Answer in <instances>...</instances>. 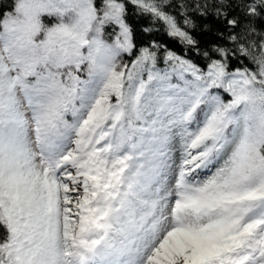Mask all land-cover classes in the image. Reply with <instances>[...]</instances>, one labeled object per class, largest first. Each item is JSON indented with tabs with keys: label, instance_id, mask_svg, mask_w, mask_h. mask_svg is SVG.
<instances>
[{
	"label": "snow or ice",
	"instance_id": "obj_1",
	"mask_svg": "<svg viewBox=\"0 0 264 264\" xmlns=\"http://www.w3.org/2000/svg\"><path fill=\"white\" fill-rule=\"evenodd\" d=\"M0 264H264V0H0Z\"/></svg>",
	"mask_w": 264,
	"mask_h": 264
},
{
	"label": "trees",
	"instance_id": "obj_2",
	"mask_svg": "<svg viewBox=\"0 0 264 264\" xmlns=\"http://www.w3.org/2000/svg\"><path fill=\"white\" fill-rule=\"evenodd\" d=\"M184 2L194 4L196 0H184ZM201 2H203V0H201ZM3 3L5 5H9L12 3V0H3ZM171 3L173 5H179L181 0H171ZM171 11L177 16L178 19L182 20V17H180V12L183 11V9L179 7H173ZM132 13L133 9L131 6H129V15L127 20L133 26L134 39L138 45L147 43L150 39H154L167 48L175 51L177 54L185 55V48L177 41L168 37L166 34L158 31H153L150 34L144 33L142 29L143 27L147 26L148 22ZM187 14L196 25L195 28L189 29V31L193 38L198 41L197 47L205 48L214 43L227 44V40L218 35L220 32L226 33V25L222 22V20H217L211 10L210 14L206 17L200 16L197 12L191 10H189ZM232 14L234 15L235 13ZM187 57L192 59L194 62H202V58L196 55L195 50L188 51ZM240 63L243 64L244 61H240ZM161 66H163L162 63Z\"/></svg>",
	"mask_w": 264,
	"mask_h": 264
}]
</instances>
